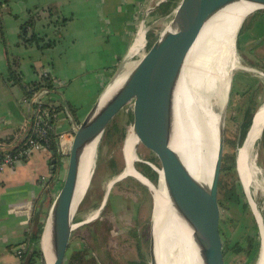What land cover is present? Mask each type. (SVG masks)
<instances>
[{
  "label": "crops",
  "instance_id": "0c3cea01",
  "mask_svg": "<svg viewBox=\"0 0 264 264\" xmlns=\"http://www.w3.org/2000/svg\"><path fill=\"white\" fill-rule=\"evenodd\" d=\"M157 1L0 0V139H12L7 145L18 139L31 114L32 104H23L26 85L46 75L53 89H42L40 101L64 106L55 133L72 130L68 113L79 123L123 73L139 25ZM257 11L231 82L232 97H253L251 107L264 103V9ZM31 17L42 39L24 44L20 28ZM11 70L19 73L18 80L9 78ZM253 150L264 184V126ZM51 156L50 151H34L0 172V264H20L17 250L27 246L34 214L40 210L43 219L58 191L62 167L52 172ZM69 243L81 246L71 238Z\"/></svg>",
  "mask_w": 264,
  "mask_h": 264
},
{
  "label": "water",
  "instance_id": "95a60500",
  "mask_svg": "<svg viewBox=\"0 0 264 264\" xmlns=\"http://www.w3.org/2000/svg\"><path fill=\"white\" fill-rule=\"evenodd\" d=\"M163 1L165 0L159 1L155 6ZM239 1H245L255 5V10L264 9V0H180L177 6L166 16L164 26L153 34L150 42L146 44L134 64L120 79L119 83L115 85L107 98L104 99V96L108 89L113 86L112 83L114 81L111 83L112 86L110 85L100 95L79 123H77L72 114H69L70 112L68 113L74 124V135L65 151L58 149L57 144L58 163L62 168L65 165V169L58 191L46 215L42 219L43 227L39 238L40 264H64L73 231L72 228L66 232L67 221L70 220L71 225L75 226L89 221H73L79 204L71 217H69L84 150L87 146L94 143L96 155L99 143L107 127L127 106H129V129H132L134 136L137 138V143L133 147L136 156V159L132 163L133 170L144 177L154 188H164L175 213L185 226L188 227L187 229L189 231L186 230V234L190 242V247L197 253L202 264H228L220 229L221 215L218 202V190L224 153V113L226 111L230 89H228L226 94V105L219 124V146L213 166V174L206 204L163 161L162 154L164 124L171 99V90L173 83L178 78L175 69L176 60L188 40L200 26L227 4ZM236 36L234 44L236 43ZM40 91L42 89L36 93L33 92L34 94L32 93V96L40 98ZM263 105L264 103L254 112L245 138L237 148L235 163L238 176L237 160L239 150L246 146L248 136L253 130L255 115ZM66 107L69 110L67 103ZM33 114L34 109L32 104L31 114L26 118L24 130L12 145L0 146L1 153L14 151L26 140L32 128ZM239 139L240 135L238 136ZM140 148L146 150L149 156L143 157V159L140 158L138 153ZM51 163L53 164L52 168H55L56 159H51ZM140 163L145 164L154 172L155 183H152L139 171L138 164ZM119 175L111 182V185L119 180L121 176ZM130 177L141 187L145 188L154 200V190L148 184L134 176ZM106 197L107 195L104 200H106ZM247 203L250 206L248 200ZM102 205H104V202ZM252 214L255 218L260 238L257 258V264H260L263 256L260 226L253 211ZM34 219L36 223L40 220V210L36 211ZM46 231L49 232L47 240L48 252H46L42 244ZM149 258V264H154L152 223Z\"/></svg>",
  "mask_w": 264,
  "mask_h": 264
},
{
  "label": "bare ground",
  "instance_id": "6f19581e",
  "mask_svg": "<svg viewBox=\"0 0 264 264\" xmlns=\"http://www.w3.org/2000/svg\"><path fill=\"white\" fill-rule=\"evenodd\" d=\"M255 9V5L245 1L233 2L224 6L194 32L175 63L178 78L172 86L164 124L163 161L173 169L181 181L195 191L204 204L208 198L219 146L221 112L214 109L215 107L206 100L203 91H213L218 74L226 75L228 64L235 60L234 39L237 31L242 21L244 22L243 19ZM143 34L144 31L140 30L139 37ZM134 46H137V43ZM136 51L137 47L132 48L131 54ZM131 66L128 64L123 73L116 77L104 99ZM228 89L229 79L227 77L224 101ZM263 125L264 105L255 115L253 130L248 136L246 146L239 150L237 160L245 195L260 226L263 246L260 264H264V221L261 210L254 199L259 183L254 177L256 175L253 170L254 158L252 157L250 161L249 152L253 153V143L259 137ZM136 143L130 144L126 139V146L123 150L126 166L120 179L132 174L131 176L140 179L154 190L153 196L156 203L155 218L152 216L154 264H202L197 253L190 247L186 234V230L189 231L188 227L175 213L164 188H154L151 183L133 170L132 163L136 159L133 147ZM94 148L93 143L84 150L69 217L89 186L94 163ZM129 170L132 172H128ZM256 171L258 172L257 168ZM124 173L126 174L123 175ZM110 185L111 183L108 187ZM75 227L68 220L66 232ZM48 235L49 232L46 231L42 240L46 252H48Z\"/></svg>",
  "mask_w": 264,
  "mask_h": 264
},
{
  "label": "rangeland",
  "instance_id": "374dc122",
  "mask_svg": "<svg viewBox=\"0 0 264 264\" xmlns=\"http://www.w3.org/2000/svg\"><path fill=\"white\" fill-rule=\"evenodd\" d=\"M154 6L155 5H153V8ZM256 11L257 10L253 11L245 18L241 26V31L246 28L250 17L256 15ZM165 23V16L149 13L144 21V27H146L147 32L155 34ZM139 32L131 49L135 47H137V49L141 48L144 43V34L139 37ZM147 32L145 35H147ZM241 39L242 34L239 36V42ZM135 43H137V46H134ZM127 57L129 64L133 65L138 55L133 56V58H130L129 55ZM115 59L116 58H114V60ZM238 62L239 52L237 50V43H235V60L233 63L228 64L226 75L218 74L213 91H203L206 100L215 107L214 109L220 111L221 115H223L226 105L224 101L226 78L228 77L230 80V95L232 75L239 65ZM230 97L231 95L229 98ZM229 98H227L228 101ZM228 103L229 102H227L226 111L224 113V134L226 137L236 138L234 134V125H232L228 119L232 112ZM128 111L129 106L125 107L111 122L115 127L109 135L106 136L104 133L105 137L103 135L97 153L94 155V163L91 171L92 178L90 176L91 180H89V186L75 213V217L79 220L78 222L89 221L79 224L73 229L71 236L72 244H81L83 248L90 251L96 258L97 263L95 264H131V262L135 260L141 261L135 245V239L132 236V231L134 230L142 237L141 240L143 244L141 248L142 251H144L146 260H149L151 223L152 216L155 218L156 209L155 200H153L152 195L145 188L141 187L130 177L132 174L120 179L122 177L120 175L124 172L126 166L123 152L126 146V139H128L130 144H135L137 142V138L134 136L132 129H129ZM225 128L227 132H225ZM118 131H122V138L119 137L120 134ZM229 150H231L230 147H226L225 151ZM138 153L142 159L143 157L149 156V153L143 148H140ZM251 153L250 151V161L253 156V153L252 155ZM163 155L164 154H162V159ZM111 160L114 161L113 166L110 164ZM253 168L254 172H256L254 177L257 183H259V189H257L254 199L259 209L264 211V184L261 181L260 174L256 171L255 165ZM64 169L65 165L62 168L61 176L64 174ZM115 170L119 171L117 175L113 173ZM128 172L132 171L129 170ZM118 175L120 176V180L116 181L108 188V185L114 181ZM106 195V200H104ZM107 199L108 203L106 205ZM103 202L104 205H102ZM101 206L102 208H100ZM249 210L251 211L250 208ZM220 215L223 221L221 224V231L223 230V236L227 246L241 240L244 231L239 230L236 225L229 222L228 216H230V213L220 207ZM227 257L229 258L228 264H242L245 260L243 255H233L230 252H228ZM253 264H257V260Z\"/></svg>",
  "mask_w": 264,
  "mask_h": 264
},
{
  "label": "trees",
  "instance_id": "16d2710c",
  "mask_svg": "<svg viewBox=\"0 0 264 264\" xmlns=\"http://www.w3.org/2000/svg\"><path fill=\"white\" fill-rule=\"evenodd\" d=\"M180 0H165L154 6L153 11L151 12L153 15L159 16H167L179 3ZM1 4V3H0ZM62 23L65 20L61 21ZM34 24L35 17H31L28 21H26L20 28L19 38L22 40L24 44L39 42L41 37L34 32ZM1 29V27H0ZM153 34L147 32L146 38L147 43L150 42ZM46 45H51V43H46ZM238 49V47H237ZM17 66V64H16ZM9 78L12 80H18L20 78L19 73L14 70L9 72ZM232 86V85H231ZM28 96L31 95L34 91L45 89L51 90L53 89L52 80L46 75L44 77L39 78L38 80L29 83L26 85ZM231 97L229 98L228 106L231 107L232 112L228 117L229 121L232 125H234V134L236 138L226 137L224 134V153L221 165V173L219 180V190H218V202L219 206L222 207L223 210L230 213L229 222H232L234 225L239 228V230H243L244 234L241 240L232 243L230 246H227L225 243V238L223 236V230L221 231L222 239L224 242L225 256L227 262L229 258L227 257L228 252L233 255H243L245 260L242 264H253L258 258V252L260 247V238L258 233V228L255 222V218L252 211L249 210L250 206L247 203V197L245 195L244 187L241 181L240 176L237 175L236 172V155L237 148L242 143L245 138L246 132L249 128L251 118L258 108L256 104L254 107H251V103H253V97H232V90L230 93ZM245 96V95H244ZM236 98V99H235ZM34 112L38 109L42 110L44 116L43 121L47 124L51 125V130L49 131V135L51 137L49 151L52 153L51 158L56 159L55 168L52 169V172L57 170L59 166V156L57 154V144L55 141L56 133H55V124L58 120V115L60 112L64 111L63 105H53L52 103H40V106L35 103L33 104ZM71 112H74L75 108L70 107ZM114 124L110 123L105 131V135L108 136L109 133L113 130ZM119 132V131H118ZM225 132L227 129L225 128ZM119 137H123L122 131L119 132ZM104 135V137H105ZM240 135V139L238 140V136ZM27 137H31V130ZM12 139H0V143L4 142L5 144L11 143ZM226 147H230L231 150L225 151ZM20 149V146L17 147L14 151L16 152ZM0 154H2L0 152ZM110 164L113 166L114 161L111 160ZM61 167V166H59ZM139 171L148 178L152 183L156 182L154 172L145 164H138ZM114 174H118L119 171H114ZM61 184V181H60ZM59 184V186H60ZM59 188V187H58ZM108 203V199L106 201V205ZM261 210V209H260ZM262 218L264 221V213L261 211ZM229 215V214H228ZM74 222H78V218L74 216ZM222 218L220 221V229L222 228ZM34 227L28 234L27 246L22 251L20 256V264H40V251H39V238L43 227V221L40 220L36 223L34 219ZM132 236L135 239V245L139 254V260L132 261L131 264H149L145 258L144 251H142L141 245L142 237L136 230L132 231ZM149 255V254H148ZM96 258L90 251L83 248L82 245L80 247H74L69 243L67 254L65 258L64 264H95Z\"/></svg>",
  "mask_w": 264,
  "mask_h": 264
},
{
  "label": "built area",
  "instance_id": "2783aa9c",
  "mask_svg": "<svg viewBox=\"0 0 264 264\" xmlns=\"http://www.w3.org/2000/svg\"><path fill=\"white\" fill-rule=\"evenodd\" d=\"M161 1L158 0L156 4ZM140 30L144 31V43L141 48H138L134 54H131V48L129 49L128 55L130 58L133 56L140 55L141 51L144 50L147 41H146V27H144V21H142L139 25V30L136 33V36ZM135 36V38H136ZM134 38V41H135ZM133 41V43H134ZM132 47V46H131ZM38 90L34 91L36 93ZM33 93V94H34ZM27 96V98L23 101V104L27 105L29 103L35 104L37 103L40 106V98L33 97L32 95ZM36 95V94H35ZM34 109V108H33ZM43 112L38 109L36 113L33 114V122L31 128V137H27L26 140L20 145V149L16 152H6L0 154V172H2L6 167H13L14 164L22 159H26L31 155L34 151H49V143L51 141V137L49 135V131L51 130V125L47 124L43 121ZM74 135V128L70 131L60 132L56 135L55 141L58 144V149L61 151H65L67 146L71 143ZM0 146H7L5 143H0ZM24 247H19L17 250V255L20 257Z\"/></svg>",
  "mask_w": 264,
  "mask_h": 264
},
{
  "label": "flooded vegetation",
  "instance_id": "af4514ba",
  "mask_svg": "<svg viewBox=\"0 0 264 264\" xmlns=\"http://www.w3.org/2000/svg\"><path fill=\"white\" fill-rule=\"evenodd\" d=\"M156 5V4H155ZM153 7H152V10L151 11H153ZM257 12L258 11H256L255 13H256V15H257ZM256 15H252V17H250V20L248 21V24H247V26H246V28L245 29H243L242 31H241V27H240V29H239V32L237 33V36H236V43H237V47H238V52L240 53L241 52V48H240V46H241V43H242V41L244 40V38H245V33L247 32V30H250L252 27H251V19H253ZM243 24V23H242ZM242 26V25H241ZM255 26V25H254ZM253 26V27H254ZM239 34V35H238ZM242 34V39H241V41L239 42V36ZM237 37H238V39H237ZM263 74V73H262Z\"/></svg>",
  "mask_w": 264,
  "mask_h": 264
}]
</instances>
